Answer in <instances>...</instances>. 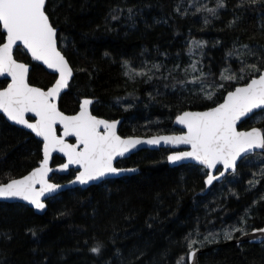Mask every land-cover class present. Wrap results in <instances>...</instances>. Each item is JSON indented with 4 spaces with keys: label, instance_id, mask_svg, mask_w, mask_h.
<instances>
[{
    "label": "trees",
    "instance_id": "obj_1",
    "mask_svg": "<svg viewBox=\"0 0 264 264\" xmlns=\"http://www.w3.org/2000/svg\"><path fill=\"white\" fill-rule=\"evenodd\" d=\"M190 1L48 0L46 10L58 29L60 47L75 70L60 108L73 114L78 101L92 97L94 114L124 119L123 134L150 135L174 131L181 111L210 106L212 102L182 91L177 83L185 80L182 69L189 62L190 42L207 41L202 69H211L210 79L219 80L233 46L264 47V8L225 0L227 7L217 12L218 18L202 10L184 15ZM232 20L236 23L229 26ZM15 54L33 64L32 84L46 89L54 83V75L33 63L25 50L18 48ZM125 60L137 68L162 67L152 81L130 79L124 75ZM7 82L0 79V88ZM255 125L264 127V122ZM251 126L249 120L241 127ZM41 149L31 131L0 114V182L37 167ZM168 153L138 152L125 162L139 167L138 174L67 190L48 200L43 215L24 203L0 202V264H176L187 252L183 237L197 226L203 239L209 231L240 224L246 210L248 230L264 226V176L256 187L249 186L251 176L241 162L237 173L230 174L239 176L231 190L218 182L208 187L201 166L171 167ZM62 162L60 156L53 159V165ZM75 174H55L53 180L65 182ZM98 242L104 245L99 255L90 251ZM205 247L210 250L201 255L202 264H264V243L223 239Z\"/></svg>",
    "mask_w": 264,
    "mask_h": 264
},
{
    "label": "snow or ice",
    "instance_id": "obj_2",
    "mask_svg": "<svg viewBox=\"0 0 264 264\" xmlns=\"http://www.w3.org/2000/svg\"><path fill=\"white\" fill-rule=\"evenodd\" d=\"M46 4L47 0H0V77L6 81L10 78V82L0 88V113L7 120L31 130L41 138L42 144V159L37 167L18 179L9 178L0 182V199H18L28 202L35 209H45L44 198L64 187L49 181V173L53 171L49 166L53 153H62L66 157V162L59 165L60 171L76 166L75 179L70 184L86 185L105 182L109 176L137 171L116 165L118 157H124L139 145H186L190 150L174 151L167 156V160L174 164L189 160L197 162L205 170V183L209 186L226 178V174L235 175L238 162L246 160L249 154L256 150L264 154V127L239 128L249 120L253 121V125L264 122V115H257L264 113V47L257 50L245 44L241 50L233 46L225 59L235 56L240 67L233 69L229 64L220 73L219 80L210 79L213 75L211 69L205 73L198 67L201 61L189 65L191 73L188 68L184 69L185 75L191 74L192 78L177 81L182 86L181 90H188L190 95L212 103L204 110H184L176 114L175 123L182 126L180 134L156 135L147 139L121 137L116 130L119 121H109L92 114L90 106L94 101L91 98L78 101V111L72 115L61 111L58 102L62 92L70 87L74 70L58 48V30L50 19ZM245 4L264 8V0H241L237 6ZM225 7V0H217L216 7L206 8V11L218 18L217 10ZM128 11L131 13L132 10ZM112 19L118 17L113 15ZM209 23L205 17L204 25ZM235 23L236 20H232L229 26ZM206 44L207 41L193 40L189 53L195 48L202 50ZM20 45L30 53L33 62H42L52 71L54 83L51 87L45 90L30 83V64L20 62L14 56V49ZM204 55L201 51V59ZM253 57L255 59L249 62ZM123 67L126 69L124 75L130 79L135 76H147L149 81L153 79L143 69L128 70L127 60L123 62ZM161 67L160 64L152 65L157 72ZM174 68L178 70L180 65ZM197 72L199 75H195ZM186 85L194 87L186 89ZM172 87L175 89L176 85ZM28 113L33 114V119L26 118ZM58 126L62 128V134H58ZM70 137H74V143L69 142ZM261 174L264 175V169H261ZM248 183L254 187L259 181L250 180ZM247 216L246 210L239 219L241 225H247ZM244 226H227L222 230L223 239L230 241L235 233L247 235ZM29 231L36 235L35 230ZM255 232H264V229H253ZM220 234L209 231L203 239H199L201 233L197 226L183 237L187 252L176 260V264H186L185 258L195 264L200 248L216 243ZM103 247L98 242L90 251L99 255Z\"/></svg>",
    "mask_w": 264,
    "mask_h": 264
},
{
    "label": "water",
    "instance_id": "obj_3",
    "mask_svg": "<svg viewBox=\"0 0 264 264\" xmlns=\"http://www.w3.org/2000/svg\"><path fill=\"white\" fill-rule=\"evenodd\" d=\"M47 1H48V0H47ZM46 5H47V4H46ZM57 30H58V29H57ZM18 48H22V49H23V46L20 45V46H18L17 48L14 49V56H15V58H16L18 61L30 64V66H31V68H30V74H31V71H32V68H33V64H32V63H29V62H25V61L19 60V59L16 57L15 51H16ZM58 48L61 50V52H62V53L65 55V57L68 59V57L66 56V54L64 53V51H63V50L61 49V47H60L59 38H58ZM23 50H25V49H23ZM25 51H26V50H25ZM26 52H27V51H26ZM28 55L30 56V53H28ZM30 58H31V56H30ZM31 61H32V60H31ZM68 61H69V59H68ZM32 62H33V61H32ZM33 63H37V64L42 65V66H43L48 72L52 73V71L49 70V69H47L46 66L42 64V62H33ZM69 63H70V61H69ZM70 65H71V67L73 68V66H72L71 63H70ZM73 70H74V68H73ZM30 74H29V81H30ZM74 76H75V70L73 71V77H72V79L70 80L69 83H71V81L73 80ZM0 79L5 80L3 77H0ZM7 81L10 82V78H8ZM30 83H31V82H30ZM31 84H32V83H31ZM32 85H33V86H36V87H40V86L35 85V84H32ZM50 87H51V86H50ZM41 88H43V87H41ZM44 89H45V88H44ZM46 89H47V88H46ZM46 89H45V90H46ZM68 89H69V88H68ZM68 89H65V90L62 92L61 97H60L59 102H58V103H59V107H60V100H61L63 94H64ZM83 98H91V99H93V101H94V98H92V97H83ZM83 98H82V99H83ZM82 99H81V100H82ZM93 104H94V103H93ZM92 107H93V105L90 106V110H91V111H92ZM60 109H61V108H60ZM186 110L197 111V110H204V108H201V109H186ZM61 111H63V110L61 109ZM0 114H2V113H0ZM65 114H68V113L65 112ZM73 114H74V113H73ZM92 114L95 115V116H97L98 118L107 119V120H109V121H113V120H115V121H119L116 130H117V134L120 135L121 137H139V138L147 139V138H150V137H152V136H156V135H178V134H180L181 131H182V126L176 124V123H175V120H174L173 125H174V127H175L176 130L173 131V132H162V133H155V134H150V135H129V136H122V135L119 133V131H120V126H121V123H122V121H123V118L109 119V118H106V117H103V116L96 115V114H94L93 112H92ZM2 115H3V114H2ZM68 115H72V114H68ZM4 117H5V116H4ZM5 118H6V117H5ZM26 118L29 119V120L33 119V114H31V113L26 114ZM6 119H7V118H6ZM8 121H9V120H8ZM9 122H10L11 124H13V125H16V126H19V127H21V128H24L22 125H17V124H15V123L12 122V121H9ZM241 126H242V125L239 126L240 130H247V129H248V128H242ZM254 126L259 127V126H257V125H254ZM58 128H59V129H58V134H62V128H60L59 126H58ZM24 129H26V128H24ZM26 130L31 131V130H29V129H26ZM33 134H34V133H33ZM34 135H35V134H34ZM37 138L41 140V138H39V137H37ZM68 139H69V142H70V143H74V142H75L74 137H70V138H68ZM161 149H170L171 151L168 153V155L171 154V153L174 152V151H187V150H190V149H189V146H186V145L173 146V145H166V144H163V143H162L161 145H158V146H152V145L142 144V145L137 146L136 149H133V150L130 151L129 153H126L124 157H122V158H121V157H118V158H117V163H118L120 160L125 159V158H128V157L131 156L132 154L138 153V152H140V151H142V150H152V151H153V150H161ZM257 151H260V150H256V152H257ZM256 152H255V153H256ZM255 153H253V154H255ZM253 154H249V156H250V155H253ZM168 155H167V156H168ZM55 156H60L61 158H63L64 161H63L62 163H65V162H66V157H64L62 153H53V154H52V158H51V161H50V165H49V166L53 169V171L49 173V181L52 182V183L60 184V185H62V186H64V187H63L62 189H59V190L57 191L56 194H51V195H48L47 198H44V203L46 204V208H45V209H43V210L35 209V207L32 206V205H30V204H28V202H26V201H22V200H18V199H0V202H7V203H24V204H27V205H28L29 207H31L32 209H34V211H35L37 214L43 215V214L46 213V211H47V209H48V200L53 199V198H55L56 196L60 195L61 193L65 192V191H67V190H70V189H74V188L87 189V188H89V187H91V186H93V185H96V184L101 183V182L97 181V182H90L89 184H86V185H81V184H79V183L70 184L69 182L72 181V180H74V179H75V176H74L73 178H71L70 180L65 181V182H57V181H54V180H53V176H54V174L68 175V174L70 173L71 170H76V166H71V167H70L68 170H66V171H60V170H59V165H61L62 163H60V164H58V165H53V159H54ZM167 161H168V160H167ZM241 162H243V161H241ZM241 162H238L237 171H238V168H239V165H240ZM168 164H169L171 167L180 166V165H186V164L198 165L197 162L190 161V160H189V161H183V162L175 163V164H174V163H171V162L168 161ZM116 166H117V165H116ZM198 166H200V165H198ZM117 167H118V166H117ZM218 167H222V166H219V165H218ZM120 168H124V169H137V171H135V172H125V173H122L120 176H109V177L106 178V180L114 179V178H119V177H125V176H133V175H136V174H138V173L140 172L139 167L126 166V167H120ZM237 171H236V173H237ZM29 172H30V171H29ZM29 172H28V173H29ZM28 173H27V174H28ZM27 174H25V175H27ZM75 175H76V174H75ZM228 175H230V174H226V177H227ZM18 178H20V177H18ZM18 178H17V179H18ZM224 180H225V178H221V180H219V181H214L213 184H214L215 182L222 183ZM207 186L210 187L209 185H207ZM211 186H212V185H211ZM253 229H264V226H263V227H259V228H253ZM253 229L247 230V232H248L247 235H241V234H239L238 236H235L232 240H230V241H226V242H227V243H235V244H242V243L263 244V243H264V232H255V233H253ZM208 250H210V247H205V246H204L203 248H200V250L197 252V255H196L195 264H202V263L200 262V257H201V255H202L203 253L207 252ZM187 264H192V261H191V260H188V263H187Z\"/></svg>",
    "mask_w": 264,
    "mask_h": 264
},
{
    "label": "rangeland",
    "instance_id": "obj_4",
    "mask_svg": "<svg viewBox=\"0 0 264 264\" xmlns=\"http://www.w3.org/2000/svg\"><path fill=\"white\" fill-rule=\"evenodd\" d=\"M213 2H215V0H191L190 3L188 5H186V7H184V11L185 12H188V11L194 12L195 11L196 12V9L200 8L202 11H204L206 13L207 12L206 8H212L211 4ZM220 9H222V8H220ZM220 9H218L217 12ZM196 41H205V40H196ZM191 42H190V45H191ZM241 46H237L236 48L242 50ZM201 51H203V50H201L199 48H195L191 54L189 53V62L182 69V71H183L182 73H183V76H184L185 79H189L190 80L192 78L191 74L186 76L185 73H184V69L185 68H188L189 73H191V69L189 67V65L191 63H193L195 61H201V63L198 64V67L202 68ZM227 59L229 61H228V64L226 65V67H228L229 64L231 65V67L233 69H238L240 67V63H239L238 60H236L235 56L228 57ZM252 59H255V58L254 57L250 58L249 62H251ZM131 69H135L136 71H140L141 69H143L145 72H148V75H152L153 79H155L160 73V71L157 72L155 69H152V67L144 66L143 68L142 67L137 68V67H135L134 65H132L129 62L128 70H131ZM149 69H151V71H149ZM125 71H126V69H125ZM195 75H199V72L195 73ZM134 79H144L146 82L149 81L147 76H135ZM193 87H194L193 85H186L185 86L186 89H192ZM128 106L129 105H126V107H128ZM257 115H264V113H258ZM253 119H255V117H253ZM243 162L245 163L246 167L248 168V171H249L250 176H251V180L252 181H259V183H260L262 177L264 176V175L261 174V169H264V158H263L262 154L260 152H256L255 155L253 156V158L252 157H247V159L244 160ZM238 179H239V176L237 177V176L228 175L225 178L224 182H222V183H223V185H229L228 188L231 190L232 185H234L237 182ZM259 183H256L254 187H256ZM248 185L251 186L249 183H248ZM251 187H253V186H251ZM261 196L264 197V188H263ZM236 226L237 227H241V226H244V225L236 224ZM244 227H246V226H244ZM223 229L213 231V232H220L221 233L220 236L217 237V241L223 240V231H222ZM246 230H248V228H246ZM197 246H199V245H197Z\"/></svg>",
    "mask_w": 264,
    "mask_h": 264
},
{
    "label": "flooded vegetation",
    "instance_id": "obj_5",
    "mask_svg": "<svg viewBox=\"0 0 264 264\" xmlns=\"http://www.w3.org/2000/svg\"><path fill=\"white\" fill-rule=\"evenodd\" d=\"M93 108V107H92ZM93 112V111H92ZM109 119H115V118H109ZM123 121H124V119H123ZM123 121H122V123H123ZM122 123H121V126H120V131H119V133L122 135V136H129L130 134H123L122 133V131H121V128H122ZM59 129V128H58ZM169 150V152L171 151L170 149H168ZM143 151V150H142ZM141 152V151H140ZM135 154H137V153H135ZM132 155H134V154H132ZM131 155V156H132ZM131 156H129L128 158H125V159H122V160H120L118 163H117V166L118 167H126L127 165H126V161L127 160H129L130 159V157ZM64 161V160H63ZM55 175V174H54ZM59 175V174H58ZM126 177V176H125Z\"/></svg>",
    "mask_w": 264,
    "mask_h": 264
}]
</instances>
